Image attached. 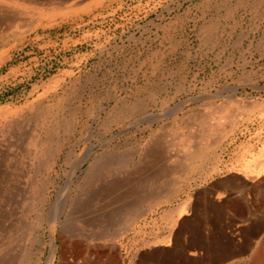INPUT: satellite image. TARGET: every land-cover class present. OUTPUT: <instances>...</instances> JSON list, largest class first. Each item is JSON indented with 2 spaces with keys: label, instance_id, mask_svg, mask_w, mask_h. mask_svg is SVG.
<instances>
[{
  "label": "rangeland",
  "instance_id": "rangeland-1",
  "mask_svg": "<svg viewBox=\"0 0 264 264\" xmlns=\"http://www.w3.org/2000/svg\"><path fill=\"white\" fill-rule=\"evenodd\" d=\"M39 106L75 123L54 166L34 172L27 157H5L29 141L2 130L28 128ZM157 138L151 182L136 188L142 174H131L143 216L62 257L63 229L74 239L98 230L69 210L90 161ZM194 144L210 156L185 167ZM0 174L8 264L22 248L25 264H46L52 230L51 264H264V0H0ZM18 224L26 232L10 231Z\"/></svg>",
  "mask_w": 264,
  "mask_h": 264
},
{
  "label": "bare ground",
  "instance_id": "bare-ground-1",
  "mask_svg": "<svg viewBox=\"0 0 264 264\" xmlns=\"http://www.w3.org/2000/svg\"><path fill=\"white\" fill-rule=\"evenodd\" d=\"M140 105L141 102L137 101L131 106V109H135L138 107L140 108ZM54 107L59 108L60 104L58 103ZM49 113L51 114L47 106L45 107L39 106V108L37 110H34L33 113L28 117L27 120H32V123L29 124L28 128L26 125L22 126L20 123L16 122L12 124L11 127L2 130L4 133L6 134L9 133L15 137L14 139L15 145L19 146L24 139H27V141H29L31 145L30 147L26 146V148L15 146L13 150L7 151L5 153V157L7 158L27 157L28 160L30 161V166L34 170V172H39L41 169L45 171H49L54 166L56 158L57 156H59L58 154H61L59 153V149H60L59 146H61L62 144H64L65 141H67L68 137L73 131V127L75 123L70 111L67 112L66 114L67 116H58V114H51L52 117H50ZM64 134H66V136ZM159 146L161 147L160 141L157 138L154 142L151 143L150 146H148L147 148L145 147V149L140 148L141 150L140 149L130 150L129 148H127L120 153L108 152L104 154L102 157L98 159L94 158L92 161H90L87 168L84 170L81 183L79 182L80 184L78 186L75 185V189L76 191H78L77 195L73 198H69L70 199L69 210L80 211V212L83 211V213L89 214L88 217L80 216L77 219L81 220L86 225L89 224L92 227L98 228V230L97 233H91V234L85 233V235H82L81 237L74 239L72 238L73 233L71 229L69 228L63 229L62 232L60 233V243L62 245L61 246L62 257L66 249H72L76 252H79L80 254L81 251L85 250L84 246H88L87 243L91 238H98L103 240L117 239L122 233H124L127 230V224L129 222L137 220L138 218L143 216L145 211L137 209L139 208L137 207L138 199L134 195V193L137 191L136 188L139 186V184L146 185L148 184V182H151L152 175L148 176V172L147 174L146 173L143 174V173L148 169L147 167H149L147 166L149 164V163L147 164V160H148L147 158L152 154L154 150H158ZM186 151L187 150H185V153L180 155V159L185 161V164L183 165L185 167L190 165H195L197 161H200L203 157L207 155L208 157L210 156V153L207 151L205 152V150L200 144H194L192 148H190L187 152ZM90 153H91L90 148H87L85 150L83 149V151L80 152L78 156L76 167L80 166L88 158ZM136 155H138V157H136ZM75 168L71 171L67 180L66 187L68 190L71 189V184H72L71 176ZM134 172H138L142 174V178L138 181L136 188L133 185L134 180L133 178H131V174H133ZM17 173L18 171L13 172V174H17ZM31 187L36 194L42 193L40 192L39 187H33L32 184ZM152 200L153 198L150 199V203L152 202ZM18 225L20 226H18L17 228H10V231L13 233H19L20 230H22L23 233L26 232L25 230H27V226H25L24 224H18ZM54 226L55 224L53 223L52 224L53 229ZM5 240H0V264H8L9 261L16 262V257L13 258L6 253L7 246L10 242H12V240L11 239H8L6 241ZM50 244H51V251L48 256L46 264L52 263L55 257V252L57 250V243L55 241L53 230L51 232ZM20 251L21 254L24 255V257L22 259H19L17 261V264H25L28 255L27 249L22 248ZM188 253L195 255V250L192 249ZM91 261H87L88 264H91ZM64 264H68V263L64 262Z\"/></svg>",
  "mask_w": 264,
  "mask_h": 264
},
{
  "label": "crops",
  "instance_id": "crops-1",
  "mask_svg": "<svg viewBox=\"0 0 264 264\" xmlns=\"http://www.w3.org/2000/svg\"><path fill=\"white\" fill-rule=\"evenodd\" d=\"M192 215L194 214V213H191ZM182 218V216L180 217V224L182 225V228H180V231L183 233V219H181ZM193 218V217H192ZM182 221V222H181ZM185 235L186 236H189V237H191L192 236V233H191V230H192V224L190 223L189 224V228L188 227H185ZM231 233H233V232H236L235 230H232V231H230ZM223 235H224V238L227 240L228 238H229V236H228V233H226V232H224L223 233ZM250 240H251V236L250 235H247L246 237H245V235L243 236V240H242V245L244 246L245 244L249 247V245H250ZM189 247H191L192 249H194V246H192L191 244H190V246ZM233 247V246H232ZM192 249H190V250H192ZM189 250V251H190ZM195 250V249H194ZM188 251V252H189ZM243 251V250H242ZM226 252L228 253V254H231V255H233L234 253H235V250L233 249V248H231V249H227L226 250ZM192 255V254H191Z\"/></svg>",
  "mask_w": 264,
  "mask_h": 264
}]
</instances>
